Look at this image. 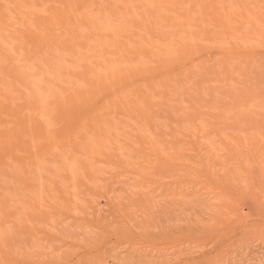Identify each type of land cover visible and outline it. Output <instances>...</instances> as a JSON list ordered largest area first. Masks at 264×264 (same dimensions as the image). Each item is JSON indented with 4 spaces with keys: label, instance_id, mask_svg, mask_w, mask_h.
Listing matches in <instances>:
<instances>
[{
    "label": "rangeland",
    "instance_id": "obj_1",
    "mask_svg": "<svg viewBox=\"0 0 264 264\" xmlns=\"http://www.w3.org/2000/svg\"><path fill=\"white\" fill-rule=\"evenodd\" d=\"M188 1L171 0L181 7ZM217 3L236 31L222 34V28L214 23L212 17ZM67 6V0H0V14L8 24V31L14 30L16 35L17 30L28 28L40 37V40L26 44V52L31 55L29 71H36L35 68L46 60L51 69L71 71L58 74L55 79L43 80L39 75L28 78L13 70L23 60L0 55V84L8 82L0 85V93H5L9 104L20 113V121L5 114L0 118V140L8 139L7 148L0 155V194L10 199L4 205L0 203V259L4 255L0 264H148L124 257L128 245L130 249L141 246L170 253L169 256L175 257L173 264H231L233 261L240 264L248 251L256 250L264 243V0L198 1L194 22L198 30L208 29L209 33L191 34L187 44L204 50L205 54L194 63V71L178 87L186 89L198 74L205 79L200 88L206 101L193 104L202 113L197 123L210 128L199 139V144L212 154V178L206 176V167H202V160L196 156L189 137L178 141L169 137L181 135L173 132L175 124L159 109L156 110L158 117L154 112L161 125L158 127L157 122V127L169 134L167 141H160L156 146L166 151L172 147L184 149V155L178 159L166 157L160 160L159 167L145 179L148 182L144 185L148 188L141 186L142 182H138L139 186L128 180L136 184L135 187L127 180L124 182L135 177L131 172H124L116 177L117 182L115 178L110 182L109 174L108 177H90L87 190L68 184L63 188L57 184L60 188L57 189L51 182L62 167L67 168L72 177L82 178L86 177V163H91L98 173L117 170L111 162L91 161L83 152V146L93 144L95 140L94 123L100 112L98 100L107 89L95 78L101 69L86 74L74 72L79 70L81 63H90L94 57L86 49L65 43L69 34L67 29H73L91 44L105 39L86 38L90 25L116 27L119 21L79 23L65 16L54 24L45 19L50 8L63 10ZM95 8V5L83 7L79 12L94 13ZM248 12L249 17L242 19V14ZM250 20L255 23L253 27L244 23ZM15 43L13 39L0 38V48L9 50L10 54L15 51ZM105 66L120 67L122 64L110 61ZM6 69L11 72L5 73ZM185 82L187 85H181ZM41 87L51 95L61 97L62 102L55 107L26 108L27 102L38 105L35 95L42 92ZM187 92L195 93L191 89ZM251 93L260 96L236 110L228 109L232 104L220 107L217 103L230 100L229 95L237 99ZM183 95L186 98L183 97L179 104L187 110L192 102L187 100V93ZM251 116L256 122H250ZM25 119L37 121L38 128L43 124L53 133V150H49L52 145L49 140L38 129L31 131L24 123ZM118 120L127 126L134 123L126 116H118L110 122L113 124ZM197 123H182L193 138L198 131ZM99 124L103 125V122ZM112 142L114 139L110 145ZM43 149L45 151L41 152ZM129 150L125 144L111 149L117 155L123 153L122 160L127 163L147 167L156 162L153 156H131ZM52 152L56 153L55 157L50 155ZM234 162L241 165L245 174L225 172V168ZM47 169L52 176H39ZM30 176L34 177V182L26 185L24 181ZM102 177L109 181H101ZM170 180L194 182L201 191L212 192L219 188L224 192L219 197L223 201L219 199L222 201L219 204V200H215L218 207L215 205L212 211L209 208L204 213L195 201L178 199L179 195L174 197L168 185L160 187V182ZM155 188H158L155 193L151 192L147 197L142 195ZM137 190L140 193L134 194ZM17 200L20 201L15 203ZM250 257H253L252 264H264V253L249 254Z\"/></svg>",
    "mask_w": 264,
    "mask_h": 264
},
{
    "label": "bare ground",
    "instance_id": "obj_2",
    "mask_svg": "<svg viewBox=\"0 0 264 264\" xmlns=\"http://www.w3.org/2000/svg\"><path fill=\"white\" fill-rule=\"evenodd\" d=\"M198 1L199 0H189L185 7H181L173 4L171 0H67L68 6L66 9L59 10L54 7L49 9L48 14L45 15V19H47L48 23H59L61 21L59 19L65 16H70L79 23L88 22L91 24V22L95 20L100 22L104 21V23L110 20L119 21L116 27H105L104 25L100 27L95 23L90 25V30L85 34V37L103 38L105 39L104 41H95L88 44V42L77 35L73 29L68 28L69 34L65 42L70 47L86 49L87 52L92 53L91 57H94V60L90 63H81L79 70L74 72L86 74L101 69L100 72L97 71L95 78L98 83H101L107 89L102 98L98 100L100 112H98V116L96 117V121H98L94 123L96 131L95 140L93 144H87L85 147L83 146V152H85L91 161L111 162L115 165L117 170H107L98 173L91 163L89 165L86 163L84 165L86 177L82 178L72 177L68 169L62 167V171L57 176L51 178V182L57 189H60L57 184L62 185L61 188L68 184V186L70 185L72 188L81 186L84 190H87L90 187L88 183L90 177L98 178L99 176H107L109 174L110 182L114 181V178L117 182L116 177L122 175L119 173L124 172H131L136 177L127 178L125 180L122 179L124 182L127 180V182L132 184L134 181L133 183L137 182V185L139 184L138 182H142L141 186H143L144 182H148L145 180L147 176L159 167L160 164L158 163L160 160L166 157L170 160L181 158V155H184V149L176 150L172 147L171 150L166 151L156 146L160 141H165L167 139L166 135L169 134L163 133V131L158 129L161 125L160 122L156 121L157 118H155L154 115L157 113L158 117V111L156 112V110L159 109L161 110H159L160 113L165 112L163 115L175 124L173 132L181 135L179 137L169 135V137L174 138V141L189 137L188 141L194 143V150L197 152L196 156L202 160V167H206V176L212 178L210 172V167L213 163L212 154L204 150L203 144H199V139L205 136L210 131V128L207 125L197 123L201 120L202 113H199L200 111L193 104L195 102L200 103L206 101L204 99L206 97L201 94L200 88V85L204 83L205 79L201 74H198L196 80L186 89L180 90L178 87V84L184 81L188 74L194 71V63L199 62L205 54L204 50L195 49L191 44H187V42H189L188 37L191 34L200 32L206 35L209 33L208 29L198 30L197 24L194 22ZM94 5L96 6L93 10L94 13L86 10L79 12L83 7H93ZM214 5L212 20L216 25L222 28L221 33L224 34L226 32L236 31L235 26L229 25L230 19L223 15L220 3ZM174 13H177V15H174ZM249 14L250 12L242 14V19H247ZM256 19L259 21L258 18ZM261 21L263 20L261 19ZM244 23H248L250 27H253L255 24L253 20L244 21ZM7 27L8 24L3 14H0V38H10L16 41L14 44V53L10 54L9 50L0 48V55L4 56L6 54L20 61L23 60L21 65L13 69L14 71L28 78L39 75L43 80L55 79L58 74L71 73V71H64L63 68L51 69L49 60H46L42 66L35 68L36 71L30 72L28 67L30 65L31 55L26 52V44L29 41H38L40 37L34 35L28 28H21L17 30V34L14 35V30L10 32L7 30ZM63 28H65V25ZM209 35L215 34L210 33ZM166 50H170V52H166ZM110 61H117L121 63L122 66H105V64ZM10 72L11 71L8 69L5 70V73ZM175 76H177V78H175ZM7 84L8 82L6 81L0 85ZM181 85H187V82ZM40 89L42 92L35 95V102L38 103V105H35L34 102H27L24 104L26 108L55 107L62 102L61 97L51 95L50 92L44 90L43 87ZM190 89L195 93L190 95V93L187 92ZM186 93L187 96L189 95L187 100L192 102V105L189 106L187 110H184L179 103L183 100V97L186 98V95H183ZM258 96L260 95L251 93L244 97L234 99L229 95L230 100L217 103L220 107H227L232 104V107H228V109L236 110L237 108L239 109L247 106L252 100L258 99ZM8 101L9 97L1 92L0 118L1 115L5 114L20 121V113L13 108ZM131 105H135L136 107ZM142 106L146 108L144 109ZM162 106L165 108H162ZM106 108H111L112 111L104 112L103 110ZM118 116L131 117L134 123L127 126L124 121L118 120L111 124L110 121L116 119ZM100 121L103 122V125L99 124ZM185 121L197 123L196 128H198V131L194 134V138L191 136L190 132L184 129L182 123ZM250 122H256L255 118L251 116ZM24 123L30 127L31 131H36L38 129L39 133L44 135L46 140H49L48 142L52 144L49 150H53L54 139L53 133H51L50 130L46 129L43 124H39L38 128L37 121L29 122L25 119ZM127 134L129 135L128 137H126ZM130 137L133 139H130ZM112 139H114V142H112L111 146L110 142ZM119 144L128 146L131 156H153L156 162L150 163L147 167L138 166L133 162H124L122 160L123 153L117 155L111 151L114 146H118ZM7 145L8 139L6 137L0 140V155L4 153ZM73 148L75 147L73 146ZM44 151L45 149L41 152ZM36 154L37 153L32 155L31 160L34 159ZM50 155L55 157L56 153L52 152ZM34 172L35 170L33 173ZM225 172L244 173V170L239 163L234 162L225 168ZM38 175L39 174H37V176ZM39 176L46 178L52 175L49 173V169H47ZM102 179L104 180V177L101 178V181H103ZM109 179H105L106 182H108ZM122 180L120 179V181ZM128 180H132V182ZM33 182V176L26 178L24 181L26 185H31ZM188 183L189 185H187ZM188 183L179 180H170L167 182H160V187L168 185L174 192H172L174 197L180 196L181 198L179 197L178 199H190L191 201H195L196 206H199L200 210L204 213H206L205 211L209 208L212 211L213 206L215 208L216 205L215 200L221 199L219 197H222L224 194L219 188L217 191L212 192L207 190L201 191L200 188L196 187L194 182ZM131 184L129 185L131 186ZM132 185H134L133 187L136 186V184ZM148 187L149 186H146V188ZM157 190L158 188L150 189L147 191V194L143 193L142 195L147 197L151 192L155 193ZM135 192L136 194L137 192L140 193L139 190L134 191V194ZM204 194L206 195L205 197L203 196ZM208 196L210 197L207 198ZM9 200L7 196L0 194L1 204L4 205L8 203ZM221 200L223 201V199ZM221 200H219V204ZM18 201L20 200L15 201V203ZM130 248L131 246L128 245L124 250L123 253L126 251L124 257L136 259L139 262L146 261L148 264H173L172 260L175 258L169 256L170 253L167 254L160 249L147 250L141 246ZM174 250L173 252H175ZM255 253H264V243L262 247L248 251L239 263L252 264L253 257H248L249 254L252 255ZM2 257L4 258V255ZM234 263L233 261L231 264Z\"/></svg>",
    "mask_w": 264,
    "mask_h": 264
}]
</instances>
